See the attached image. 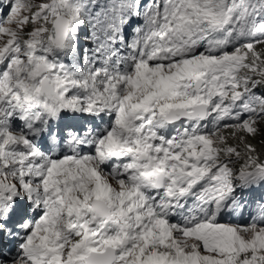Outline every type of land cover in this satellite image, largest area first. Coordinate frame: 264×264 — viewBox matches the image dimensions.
I'll return each mask as SVG.
<instances>
[{
  "label": "snow or ice",
  "instance_id": "6c2138e0",
  "mask_svg": "<svg viewBox=\"0 0 264 264\" xmlns=\"http://www.w3.org/2000/svg\"><path fill=\"white\" fill-rule=\"evenodd\" d=\"M0 264H264V0H0Z\"/></svg>",
  "mask_w": 264,
  "mask_h": 264
}]
</instances>
